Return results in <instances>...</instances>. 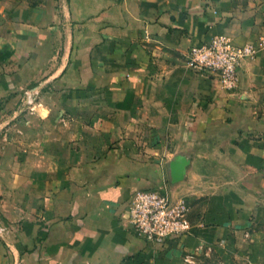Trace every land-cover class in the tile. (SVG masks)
Masks as SVG:
<instances>
[{
	"label": "crops",
	"instance_id": "crops-1",
	"mask_svg": "<svg viewBox=\"0 0 264 264\" xmlns=\"http://www.w3.org/2000/svg\"><path fill=\"white\" fill-rule=\"evenodd\" d=\"M9 13L0 264H264V47L233 90L185 59L217 36L264 42V0H19ZM89 95H115L113 147L89 149L104 141L82 129ZM142 190L185 199L191 235L164 252L142 239L129 209Z\"/></svg>",
	"mask_w": 264,
	"mask_h": 264
},
{
	"label": "built area",
	"instance_id": "built-area-1",
	"mask_svg": "<svg viewBox=\"0 0 264 264\" xmlns=\"http://www.w3.org/2000/svg\"><path fill=\"white\" fill-rule=\"evenodd\" d=\"M264 42L236 45L227 36L193 44L185 55L188 69L201 75L217 77L227 90L237 87L243 61L253 59ZM130 216L136 233L158 252L191 235L194 226L185 199L174 200L164 190L138 191L129 199Z\"/></svg>",
	"mask_w": 264,
	"mask_h": 264
},
{
	"label": "rangeland",
	"instance_id": "rangeland-1",
	"mask_svg": "<svg viewBox=\"0 0 264 264\" xmlns=\"http://www.w3.org/2000/svg\"><path fill=\"white\" fill-rule=\"evenodd\" d=\"M17 1L19 0H0V8H6L10 13L9 17H11V13L14 12L16 8ZM11 32V30H9ZM37 95H32L30 93H27L24 95V100L26 101L27 105L31 106L30 103L33 102V100H36ZM88 125L87 127L82 126L83 128L87 129L88 134H93V135H104V141H97V142H88L89 149H92L93 145H99L98 149H101L103 146V149L108 148V147H113L115 144L114 142L111 141V138H109L108 141V135L109 133L113 134L115 133V109L112 108L113 102L115 101V95L113 96H105L103 97L102 103L96 99L95 96L89 95L88 98ZM39 101V99H37ZM73 100V99H72ZM76 100H73V102ZM99 101V102H98ZM98 103V106H96ZM29 106V107H30ZM72 114L70 116L72 118L79 117L80 116V110L79 109H72ZM31 113H34L35 110L30 109ZM61 117H68L67 114L64 112H61ZM98 121L95 123V121ZM93 123L94 125H92ZM71 130H79L78 126H71ZM102 139V138H101ZM41 144L43 146V142H36V143H29L31 145L30 147H34L35 149L37 148V152L39 150L38 146ZM49 144V143H48ZM72 145V148L74 149L76 146H79L78 143H70ZM53 146L50 147L52 149ZM218 254V253H217ZM189 258H191V255H189ZM188 257H186L185 263L191 264L193 261V258H191V262ZM189 260V261H188ZM197 264H222L223 258L220 257L219 255H213V254H205L202 253L200 256L197 257Z\"/></svg>",
	"mask_w": 264,
	"mask_h": 264
}]
</instances>
